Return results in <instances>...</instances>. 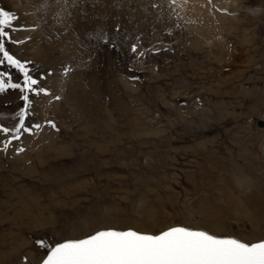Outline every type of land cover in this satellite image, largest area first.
<instances>
[{
	"label": "rangeland",
	"instance_id": "374dc122",
	"mask_svg": "<svg viewBox=\"0 0 264 264\" xmlns=\"http://www.w3.org/2000/svg\"><path fill=\"white\" fill-rule=\"evenodd\" d=\"M223 1L0 0L46 90L30 132L0 131V264L107 227L264 238V0ZM0 79L23 86L6 60ZM23 94L0 92V129Z\"/></svg>",
	"mask_w": 264,
	"mask_h": 264
},
{
	"label": "snow or ice",
	"instance_id": "6c2138e0",
	"mask_svg": "<svg viewBox=\"0 0 264 264\" xmlns=\"http://www.w3.org/2000/svg\"><path fill=\"white\" fill-rule=\"evenodd\" d=\"M15 19L14 15L0 9V63L6 60L23 74V86L0 79V92L15 88L24 93L21 97L24 107L18 113L19 123L14 129H0L5 134L14 133L5 142V148L12 140L20 139L21 130L31 131L25 127V117L30 107L28 93L46 91L42 87H34L38 81L29 74L26 63L10 55L5 48L3 38L9 35L6 27ZM52 126L55 127L54 124ZM36 243L45 247L44 241L38 240ZM42 264H264V240L242 242L237 238L219 237L183 226L169 227L158 234L132 229H108L96 231L83 239L56 243L47 249Z\"/></svg>",
	"mask_w": 264,
	"mask_h": 264
},
{
	"label": "water",
	"instance_id": "95a60500",
	"mask_svg": "<svg viewBox=\"0 0 264 264\" xmlns=\"http://www.w3.org/2000/svg\"><path fill=\"white\" fill-rule=\"evenodd\" d=\"M175 226H183V227H187V226H185V225H181V224H174V225H171V226H169V227H175ZM169 227H166V228H164V229H162V230H166V229L169 228ZM188 228H191V229H193V230H203V229H201V228H192V227H188ZM108 229H113V230H118V231H125V230H128V229H132V230H135V231H139V230H136V229L131 228V227H126V228H122V229H117V228H113V227L100 228V229H97V230H95V231H93V232H91V233H89V234H87V235H85V236L79 237V238H69V239H63V240L57 241V242L53 243L51 247H54L56 243H63L65 240H70V239H83V238L87 237L88 235L94 234L96 231L108 230ZM162 230H160V231H162ZM160 231H158V232L139 231V232H141V233H147V234H158ZM203 231H206V230H203ZM207 232H208V231H207ZM208 233L211 234V235H214V234H212V233H210V232H208ZM216 236H219V235H216ZM219 237H233V236H219ZM233 238H235V237H233ZM261 240H264V238H262V239H258V240H253V241H251V242H249V243L259 242V241H261ZM241 241H242V240H241ZM242 242H245V241H242ZM46 255H47V251H46L45 255L41 258V260H40L37 264H42V261H43V259L46 257Z\"/></svg>",
	"mask_w": 264,
	"mask_h": 264
},
{
	"label": "bare ground",
	"instance_id": "6f19581e",
	"mask_svg": "<svg viewBox=\"0 0 264 264\" xmlns=\"http://www.w3.org/2000/svg\"><path fill=\"white\" fill-rule=\"evenodd\" d=\"M230 3H235V1L234 0H224L223 2H222V5L224 4H230ZM200 4H202V2H201V0H195V5L196 6H199ZM219 4V3H218ZM221 5V6H222ZM248 10L250 11V13H259L260 14V12H261V10H258V9H250V8H248Z\"/></svg>",
	"mask_w": 264,
	"mask_h": 264
}]
</instances>
